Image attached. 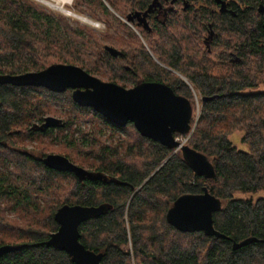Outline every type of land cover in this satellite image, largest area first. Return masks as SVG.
Here are the masks:
<instances>
[{
	"label": "trees",
	"instance_id": "16d2710c",
	"mask_svg": "<svg viewBox=\"0 0 264 264\" xmlns=\"http://www.w3.org/2000/svg\"><path fill=\"white\" fill-rule=\"evenodd\" d=\"M223 4L244 10L229 15L218 11ZM74 9L102 20L108 31L72 26L30 0H0V76L66 64L125 88L168 85L194 113L197 97L199 117L185 145L204 154L216 175L195 176L181 150L172 155L131 123L122 128L128 140L118 146L98 152L75 138L63 146L70 161L105 179L81 181L51 170L14 148L38 139L30 128L34 118L43 122L57 104L110 123L77 105L72 89L0 84V246L16 247L0 264H74L67 253L42 245L59 229L55 214L64 205L108 206L80 227L81 243L102 253V264H264V196L237 198L264 193V93L243 92L264 84V0H75ZM208 32L212 42H203ZM74 117L80 121V114ZM235 132H242L248 152L232 142ZM53 144L43 142L44 157L57 149ZM204 187L222 202L213 219L225 239L182 232L167 221L177 198ZM249 238L259 242L234 248Z\"/></svg>",
	"mask_w": 264,
	"mask_h": 264
},
{
	"label": "water",
	"instance_id": "95a60500",
	"mask_svg": "<svg viewBox=\"0 0 264 264\" xmlns=\"http://www.w3.org/2000/svg\"><path fill=\"white\" fill-rule=\"evenodd\" d=\"M121 19L134 27L128 20ZM140 23L148 27L146 19L140 18ZM107 49L114 57L119 56L117 50ZM0 84L43 87L58 93L72 89V97L77 105L92 108L112 125L125 128L131 123L141 136L174 150L172 155L181 150L195 176L212 180L216 175L214 166L204 154L175 137V134L189 137L195 129L197 118L192 126L194 111L191 102L177 95L168 85L147 82L125 88L116 83L102 81L79 66L66 64H55L39 72L3 75L0 76ZM209 99L205 98L203 101ZM65 126L62 119L49 116L44 119L43 124L33 125L32 131L45 133ZM41 160L47 168L61 173H72L81 181L105 179L74 164L63 155L49 154ZM108 209L107 205L62 206L55 214L59 229L42 245L67 253L74 264H102L103 254L91 251L81 243L80 227L94 217L103 216ZM221 209V200L212 195L208 187H204L201 194H188L177 198L167 213V221L182 232L202 231L208 236L225 239L226 236L214 227L213 215ZM253 242L259 240L249 238L241 243H234V248L238 249ZM15 249L11 245L0 246V259Z\"/></svg>",
	"mask_w": 264,
	"mask_h": 264
},
{
	"label": "rangeland",
	"instance_id": "374dc122",
	"mask_svg": "<svg viewBox=\"0 0 264 264\" xmlns=\"http://www.w3.org/2000/svg\"><path fill=\"white\" fill-rule=\"evenodd\" d=\"M44 8H47L49 10L55 11L57 14H60L61 16L65 17L69 23L72 26L78 27V26H83V27H88L89 29H92L96 31L99 34H103V29H104V22L100 19H96L91 17L90 15L87 14H80L77 12V10L73 8L68 7L69 9H72L77 15L87 17L88 19L97 22V23H102L103 26L99 29L94 28L91 24L83 22L80 18L76 17V15L72 16H67L65 13L60 12L59 10L53 9L51 5L48 4H43L40 3L36 0H30ZM130 27V26H129ZM139 37L138 31L130 27ZM106 30V29H105ZM99 79L102 80V78L95 76ZM104 81V80H102ZM245 94H258V93H264V84L258 86V87H253V88H247L243 91ZM199 100V99H198ZM197 97L195 98V107L196 111L194 113L193 119H195L197 116L199 117V104L201 106V99L199 104H196ZM53 106V111H50L44 116V119L46 117L52 116L56 117L59 119H62L66 122V127L62 129V131H57L58 129H53L54 133L52 135L46 136L42 133H35L37 134L36 137H38L37 140H31V142L26 143V147L22 143H18L15 149H21L25 150L23 152L29 153L35 157H40L43 158L44 154L42 151H40V147L43 144V142L48 143L49 141L54 140V147L57 148L54 152H48L47 155L49 154H58V155H63L65 156V152L62 150L64 144H67L69 142L68 140L70 138H75L76 141L80 144H82L84 147L88 148H94L98 152L102 150V148H107V146H118L121 143H126L128 140V135L125 131L122 129L114 128L112 125L109 124H104L101 120L95 118H87L85 113L83 112H74L71 108L68 107H63L61 105L57 104H52ZM198 110V111H197ZM77 114H80V121L77 120L74 116ZM74 120V124H69L70 120ZM198 120V118H197ZM40 121L37 118H34L31 122L30 128L32 129V126L35 123H39ZM193 133V132H192ZM82 134H85V138H83ZM242 132H235L231 136L232 142L242 151L248 152L249 148L248 145L242 142ZM59 137V138H58ZM33 138V137H32ZM189 137L185 138L187 141ZM68 139V140H67ZM74 139V140H75ZM182 140V139H180ZM183 141V140H182ZM71 150V149H70ZM66 157V156H65ZM95 156H92L90 160H93ZM77 165V164H76ZM85 169H88L85 167ZM264 196V193H258L256 195L250 196V195H243V194H237V198H242V197H252L253 199H257L258 197ZM127 249H131V244L127 246Z\"/></svg>",
	"mask_w": 264,
	"mask_h": 264
},
{
	"label": "built area",
	"instance_id": "2783aa9c",
	"mask_svg": "<svg viewBox=\"0 0 264 264\" xmlns=\"http://www.w3.org/2000/svg\"><path fill=\"white\" fill-rule=\"evenodd\" d=\"M36 1L43 3V4L51 5L53 6L52 7L53 9L56 8V10H59L60 12H63V10H69L70 12H72L73 10L69 9L68 7L73 8L74 3H75V0H36ZM91 25L97 29L103 26L102 23H99V26H96L95 24H91ZM182 140L183 142L185 141V139H182Z\"/></svg>",
	"mask_w": 264,
	"mask_h": 264
},
{
	"label": "flooded vegetation",
	"instance_id": "af4514ba",
	"mask_svg": "<svg viewBox=\"0 0 264 264\" xmlns=\"http://www.w3.org/2000/svg\"><path fill=\"white\" fill-rule=\"evenodd\" d=\"M176 9L175 8H173V7H170V8H168V11H175ZM239 10H244V8H238V7H235V8H232V7H227V6H222V7H220L219 9H218V11H220V12H223V13H227V14H229V15H233V14H235V12L236 11H239ZM139 20H140V17H139ZM133 25V24H132ZM143 25V24H142ZM143 26H145V25H143ZM106 29V30H105ZM108 31V29H107V26L104 24V29H103V33H106ZM212 39V33L211 32H208L207 33V35H206V37L203 39V42H212V41H210ZM133 87H135V86H133ZM133 87H131V88H133ZM64 121V120H63ZM44 122V121H43ZM43 122H39V123H35V124H39V125H41V124H43ZM65 122V121H64ZM66 123V122H65ZM34 124V125H35ZM110 125H112L111 123H110ZM113 127H116V128H118V129H122V128H120V127H117V126H115V125H112ZM66 127V126H65ZM63 129V128H62ZM51 130V129H50ZM49 131V130H48ZM33 132H35V133H42V132H38V131H33ZM40 158V157H39Z\"/></svg>",
	"mask_w": 264,
	"mask_h": 264
},
{
	"label": "bare ground",
	"instance_id": "6f19581e",
	"mask_svg": "<svg viewBox=\"0 0 264 264\" xmlns=\"http://www.w3.org/2000/svg\"><path fill=\"white\" fill-rule=\"evenodd\" d=\"M63 13H65L67 16H72V15H76V17H78V18H80L83 22H85V23H88V24H95L96 26H99V23H97V22H94V21H92V20H90V19H88L87 17H84V16H80V15H77L75 12H70L69 10H63ZM134 30H135V28L134 27H132ZM214 32V31H213ZM174 72V71H173ZM181 78H183V80L185 81V82H187V79H185L183 76H181ZM113 83V82H112ZM197 118H198V116H197ZM180 141H182V140H180ZM184 142H186V141H184ZM138 190H136V192H137Z\"/></svg>",
	"mask_w": 264,
	"mask_h": 264
}]
</instances>
